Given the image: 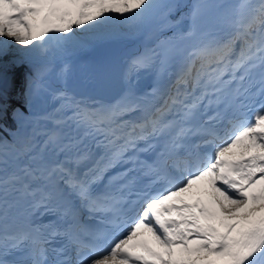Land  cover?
Instances as JSON below:
<instances>
[{
    "label": "snow or ice",
    "instance_id": "6c2138e0",
    "mask_svg": "<svg viewBox=\"0 0 264 264\" xmlns=\"http://www.w3.org/2000/svg\"><path fill=\"white\" fill-rule=\"evenodd\" d=\"M180 7L0 0V264H264V0ZM126 36L118 97L78 98Z\"/></svg>",
    "mask_w": 264,
    "mask_h": 264
},
{
    "label": "bare ground",
    "instance_id": "6f19581e",
    "mask_svg": "<svg viewBox=\"0 0 264 264\" xmlns=\"http://www.w3.org/2000/svg\"><path fill=\"white\" fill-rule=\"evenodd\" d=\"M181 3H186L187 0H179ZM224 3H229V4H233L238 2V0H223ZM129 36L126 37H122V38H118L119 41H124L125 39H127ZM131 51L132 52H140L143 51V46H142V42L140 41H135L134 43L131 44H127L126 46H124L123 48L117 47V46H113L110 53L114 54V53H121V59L124 62L125 68L127 66L128 61L131 59V57L135 56V55H131L129 56V54H125L126 51ZM137 54V53H136ZM75 63H73V67H72V77L71 80L73 78H77L80 79L82 81L86 80L89 81L88 85H93L92 82V77H93V68L92 66H95L93 59L91 58V55H81V53L78 54L77 59L75 58ZM79 67H82L81 69H78ZM58 87H62L61 84H57ZM18 87V85H17ZM20 91V89L16 88L14 90V94H13V102L16 103L19 106H23V97L21 96H17L16 93H18Z\"/></svg>",
    "mask_w": 264,
    "mask_h": 264
},
{
    "label": "water",
    "instance_id": "95a60500",
    "mask_svg": "<svg viewBox=\"0 0 264 264\" xmlns=\"http://www.w3.org/2000/svg\"><path fill=\"white\" fill-rule=\"evenodd\" d=\"M115 44V41H111L103 47L91 49V53L94 56L98 64L97 76H100L105 81V86H115V90L110 93L108 99H114L122 91L124 85L121 79V75L124 72V65L119 60L120 54L113 56L109 55L110 47ZM89 90L83 89L79 93H85ZM75 92V91H74Z\"/></svg>",
    "mask_w": 264,
    "mask_h": 264
},
{
    "label": "rangeland",
    "instance_id": "374dc122",
    "mask_svg": "<svg viewBox=\"0 0 264 264\" xmlns=\"http://www.w3.org/2000/svg\"><path fill=\"white\" fill-rule=\"evenodd\" d=\"M17 88H18V87H17ZM22 105H23V104H22ZM195 187H196V185L193 186V188H195Z\"/></svg>",
    "mask_w": 264,
    "mask_h": 264
}]
</instances>
